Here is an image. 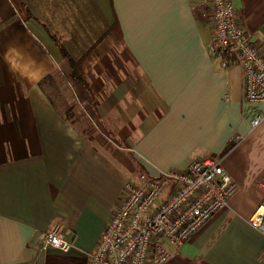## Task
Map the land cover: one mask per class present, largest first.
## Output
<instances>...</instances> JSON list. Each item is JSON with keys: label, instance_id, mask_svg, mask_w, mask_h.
Listing matches in <instances>:
<instances>
[{"label": "crops", "instance_id": "1", "mask_svg": "<svg viewBox=\"0 0 264 264\" xmlns=\"http://www.w3.org/2000/svg\"><path fill=\"white\" fill-rule=\"evenodd\" d=\"M230 1L264 56V0ZM113 24L122 45L98 44L86 90L65 55ZM211 34L206 0H0V264H86L127 182L206 158L239 191L189 241L166 244L164 264H264L249 221L264 167L251 177L243 150L264 136V102H245L240 66L210 59ZM54 226L67 252L40 248Z\"/></svg>", "mask_w": 264, "mask_h": 264}, {"label": "built area", "instance_id": "2", "mask_svg": "<svg viewBox=\"0 0 264 264\" xmlns=\"http://www.w3.org/2000/svg\"><path fill=\"white\" fill-rule=\"evenodd\" d=\"M206 1L212 32L207 45L210 59L221 68L240 66L245 102H264V56L253 46L230 0ZM261 121L255 117L252 128ZM257 187L264 194V172ZM238 191L239 185L224 171L221 160L214 158L193 160L184 170H170L156 178L139 174L126 183L124 198L86 264H164L171 256L166 244L180 247L189 241ZM249 221L264 235V196ZM39 242L42 250L70 249L58 226Z\"/></svg>", "mask_w": 264, "mask_h": 264}, {"label": "trees", "instance_id": "3", "mask_svg": "<svg viewBox=\"0 0 264 264\" xmlns=\"http://www.w3.org/2000/svg\"><path fill=\"white\" fill-rule=\"evenodd\" d=\"M22 14L25 19L28 18L26 11ZM103 41L111 46L122 45L121 33L117 24L109 27L79 58L73 59L65 55L71 67V79L76 83L82 84L86 90H88V86L85 83V72L98 59L99 55L96 49L98 44ZM67 114H71V112L68 111Z\"/></svg>", "mask_w": 264, "mask_h": 264}, {"label": "rangeland", "instance_id": "4", "mask_svg": "<svg viewBox=\"0 0 264 264\" xmlns=\"http://www.w3.org/2000/svg\"><path fill=\"white\" fill-rule=\"evenodd\" d=\"M113 46L120 47L121 45L118 44ZM243 150L246 171L251 177H256L259 171L264 167V136H261L260 139L253 140L252 143L246 145ZM255 186L256 189L263 194V192L257 187V183Z\"/></svg>", "mask_w": 264, "mask_h": 264}]
</instances>
